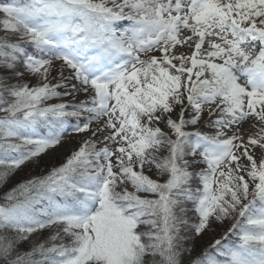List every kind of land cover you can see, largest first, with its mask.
I'll return each mask as SVG.
<instances>
[{
	"label": "snow or ice",
	"instance_id": "obj_1",
	"mask_svg": "<svg viewBox=\"0 0 264 264\" xmlns=\"http://www.w3.org/2000/svg\"><path fill=\"white\" fill-rule=\"evenodd\" d=\"M29 165L0 264H264V0L0 2V188Z\"/></svg>",
	"mask_w": 264,
	"mask_h": 264
},
{
	"label": "rangeland",
	"instance_id": "obj_2",
	"mask_svg": "<svg viewBox=\"0 0 264 264\" xmlns=\"http://www.w3.org/2000/svg\"><path fill=\"white\" fill-rule=\"evenodd\" d=\"M0 2H7V0H0ZM75 142L76 141L74 140L73 143ZM61 155L62 153H55L51 157H48L47 159L51 162H57ZM36 172H38V170L33 169L32 166L30 165L28 167H24L21 170H19L14 176H12L7 184L12 183L13 180L16 181V179L18 180L17 181L18 183L21 180L28 178L30 175L35 174ZM7 184L4 187L0 188V196H2L4 192L8 191L11 188V187L8 188L9 185ZM228 227H229L228 223H225L223 226L214 225V231L210 232L207 236H205L202 241L197 242L196 252L193 254V258L195 255L199 254L200 251H202L203 246H206L210 240L214 238H219L220 235H222L223 232H225Z\"/></svg>",
	"mask_w": 264,
	"mask_h": 264
},
{
	"label": "trees",
	"instance_id": "obj_3",
	"mask_svg": "<svg viewBox=\"0 0 264 264\" xmlns=\"http://www.w3.org/2000/svg\"><path fill=\"white\" fill-rule=\"evenodd\" d=\"M17 181H18V180L16 179V181L13 180L12 183L7 184V185H9L8 188H9V187H13L15 184H17Z\"/></svg>",
	"mask_w": 264,
	"mask_h": 264
}]
</instances>
